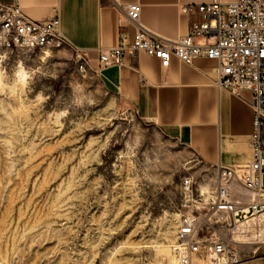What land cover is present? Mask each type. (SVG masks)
<instances>
[{
    "label": "rangeland",
    "instance_id": "374dc122",
    "mask_svg": "<svg viewBox=\"0 0 264 264\" xmlns=\"http://www.w3.org/2000/svg\"><path fill=\"white\" fill-rule=\"evenodd\" d=\"M187 175L215 179L74 52L0 48V264H178Z\"/></svg>",
    "mask_w": 264,
    "mask_h": 264
},
{
    "label": "built area",
    "instance_id": "2783aa9c",
    "mask_svg": "<svg viewBox=\"0 0 264 264\" xmlns=\"http://www.w3.org/2000/svg\"><path fill=\"white\" fill-rule=\"evenodd\" d=\"M123 17L119 43L99 51L98 68L121 63L128 53L144 52L156 57L162 67L170 57L191 64L199 56L217 62L214 84L234 94L252 93L253 130L251 158L243 165L213 166L214 183L202 191L192 175L181 180L182 203L175 242L171 252L178 264H192L194 258L213 264H242L247 252L264 258V0H207L181 4L180 13L189 20L185 35L171 40L151 32L138 19L141 5L121 6ZM135 27L128 40L123 21ZM67 40L54 14L33 20L19 0L0 2V48L62 47ZM74 58L80 72L90 68L84 50L76 48Z\"/></svg>",
    "mask_w": 264,
    "mask_h": 264
},
{
    "label": "crops",
    "instance_id": "0c3cea01",
    "mask_svg": "<svg viewBox=\"0 0 264 264\" xmlns=\"http://www.w3.org/2000/svg\"><path fill=\"white\" fill-rule=\"evenodd\" d=\"M33 20L58 14L60 30L70 52L85 51L102 84L124 98L141 119L187 148L205 170L213 166L243 165L251 158L253 130L252 93L234 94L214 84L217 62L204 56L191 64L170 57L162 67L156 57L125 53L121 63L98 68L100 50L116 46L120 39L121 6L141 5L139 23L162 37L177 40L189 28L181 4L207 0H19ZM233 1V0H223ZM8 4L12 0H0ZM130 40L135 27L123 21Z\"/></svg>",
    "mask_w": 264,
    "mask_h": 264
}]
</instances>
